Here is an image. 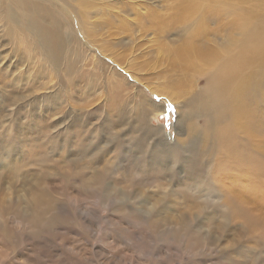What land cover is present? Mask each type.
Segmentation results:
<instances>
[{
  "label": "rangeland",
  "instance_id": "374dc122",
  "mask_svg": "<svg viewBox=\"0 0 264 264\" xmlns=\"http://www.w3.org/2000/svg\"><path fill=\"white\" fill-rule=\"evenodd\" d=\"M0 264H264V0H0Z\"/></svg>",
  "mask_w": 264,
  "mask_h": 264
},
{
  "label": "bare ground",
  "instance_id": "6f19581e",
  "mask_svg": "<svg viewBox=\"0 0 264 264\" xmlns=\"http://www.w3.org/2000/svg\"><path fill=\"white\" fill-rule=\"evenodd\" d=\"M34 80V79H33ZM217 85H214L213 87L210 88V90L212 91L211 93H214L216 91ZM95 183L99 186H101L102 184V180L100 177H96L94 179ZM113 189V188H112ZM106 191L111 195L113 192H111L110 187H107ZM182 224V223H181ZM185 225V224H182ZM182 227V226H181ZM187 227V226H186ZM184 228V227H183ZM189 228V227H188ZM182 229V228H181Z\"/></svg>",
  "mask_w": 264,
  "mask_h": 264
},
{
  "label": "snow or ice",
  "instance_id": "6c2138e0",
  "mask_svg": "<svg viewBox=\"0 0 264 264\" xmlns=\"http://www.w3.org/2000/svg\"><path fill=\"white\" fill-rule=\"evenodd\" d=\"M161 119L167 120V115L162 116Z\"/></svg>",
  "mask_w": 264,
  "mask_h": 264
}]
</instances>
